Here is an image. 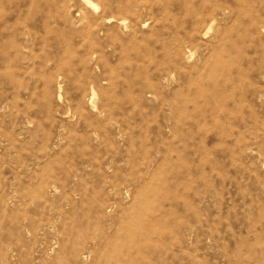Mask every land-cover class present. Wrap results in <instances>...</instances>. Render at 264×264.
Returning <instances> with one entry per match:
<instances>
[{
  "label": "rangeland",
  "instance_id": "rangeland-1",
  "mask_svg": "<svg viewBox=\"0 0 264 264\" xmlns=\"http://www.w3.org/2000/svg\"><path fill=\"white\" fill-rule=\"evenodd\" d=\"M0 264H264V0H0Z\"/></svg>",
  "mask_w": 264,
  "mask_h": 264
},
{
  "label": "bare ground",
  "instance_id": "bare-ground-1",
  "mask_svg": "<svg viewBox=\"0 0 264 264\" xmlns=\"http://www.w3.org/2000/svg\"><path fill=\"white\" fill-rule=\"evenodd\" d=\"M86 2L91 5V3H89V1H86Z\"/></svg>",
  "mask_w": 264,
  "mask_h": 264
}]
</instances>
